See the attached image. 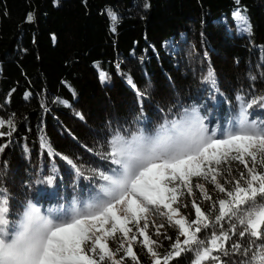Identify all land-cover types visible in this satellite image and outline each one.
<instances>
[{
    "label": "trees",
    "instance_id": "16d2710c",
    "mask_svg": "<svg viewBox=\"0 0 264 264\" xmlns=\"http://www.w3.org/2000/svg\"><path fill=\"white\" fill-rule=\"evenodd\" d=\"M110 11L118 17L115 25ZM237 11L247 24H238ZM29 13L32 22H26ZM210 69L215 86L204 79ZM237 96L246 102L264 97V0H0V120L15 126L11 137L0 136V146L6 145L0 193L10 197L8 219L15 221L30 199L47 208L94 184L84 177L109 167L101 156L115 131L154 128L191 105L209 111L211 122L226 123L239 111ZM249 112L251 120L264 121V107ZM8 131L7 123L0 126ZM41 137L53 155L41 147ZM49 175L52 186L38 184ZM206 187L217 198L213 186ZM191 199L183 198L188 207L181 211L194 218ZM163 223V235L150 232L161 256L178 235ZM212 231L198 238L207 241ZM236 241L247 246L236 235L225 247ZM133 250L140 264H151L142 245ZM194 258L184 252L169 264H193ZM244 259L221 255L222 264Z\"/></svg>",
    "mask_w": 264,
    "mask_h": 264
},
{
    "label": "snow or ice",
    "instance_id": "6c2138e0",
    "mask_svg": "<svg viewBox=\"0 0 264 264\" xmlns=\"http://www.w3.org/2000/svg\"><path fill=\"white\" fill-rule=\"evenodd\" d=\"M234 16L247 24L239 11ZM109 17L118 23L115 13L110 11ZM33 19L32 13L26 16V22ZM204 79L215 86L211 69ZM100 80L106 82L105 73H100ZM237 100L239 111L226 123L212 125L198 106H192L173 118L165 116L154 133L144 127L137 132L129 129L131 136L125 139L123 130L115 131L101 156L109 167L91 169L93 176L84 178L96 182L70 201L45 208L30 199L10 221V197L0 193V264H126V258L140 264L134 242L147 249L151 264H169L189 251L195 256L193 264H222L221 255L233 253L245 257L241 264H264V121L251 120L249 112L254 106L264 107V97ZM5 123L10 131L0 136L11 137L14 123L0 120V126ZM5 147L0 146V152ZM41 147L54 154L44 137ZM63 159L83 175L72 159ZM45 183L52 186L53 175L38 181ZM206 185L213 186L217 198ZM194 189L202 198L199 203ZM185 196L192 198L194 218L181 211L188 207ZM204 202L210 205L207 210ZM160 218L178 231L172 250L163 256L148 231L151 226L155 236L163 235L165 224L156 223ZM207 229H213L210 238L200 240L197 234ZM236 235L247 246L236 241L230 249L225 247ZM110 241L118 244L115 250Z\"/></svg>",
    "mask_w": 264,
    "mask_h": 264
},
{
    "label": "rangeland",
    "instance_id": "374dc122",
    "mask_svg": "<svg viewBox=\"0 0 264 264\" xmlns=\"http://www.w3.org/2000/svg\"><path fill=\"white\" fill-rule=\"evenodd\" d=\"M238 24H243V23H241L240 21H238ZM192 106H195V105H191L190 107H188V108H191ZM199 108H200V110H201V113H202V115H205L206 116V114L207 113H209V111H207L206 109H203L202 108V106H198ZM235 113H237V111H235ZM234 113V114H235ZM208 120H209V122L212 124V125H215L216 123H217V121H214V122H211V120H210V118H208ZM219 122V121H218ZM161 123V122H160ZM147 130H149V131H151L153 128H146ZM183 203H185L184 202V200H183ZM11 220V219H10ZM163 222H166V219L165 218H160V219H157L156 220V223L157 224H160V223H163ZM149 235L151 234L150 232L152 231V232H155V228L154 227H151L150 226V228H149ZM141 240H142V237H139ZM138 238V239H139ZM109 244H110V247L113 249V250H115V248L118 246V244L116 243V242H112V241H110L109 242ZM134 244H135V242H134ZM134 244H133V247H134ZM120 254H123L122 252L120 253ZM119 254V255H120Z\"/></svg>",
    "mask_w": 264,
    "mask_h": 264
},
{
    "label": "clouds",
    "instance_id": "9594fccd",
    "mask_svg": "<svg viewBox=\"0 0 264 264\" xmlns=\"http://www.w3.org/2000/svg\"><path fill=\"white\" fill-rule=\"evenodd\" d=\"M160 124L161 123H157L155 126H154V128L151 130V132H155V130L160 126ZM140 128H143V126H141V125H136L135 126V129L133 130V132H137ZM125 135V139H128V138H130V136H131V133H128V134H124Z\"/></svg>",
    "mask_w": 264,
    "mask_h": 264
}]
</instances>
